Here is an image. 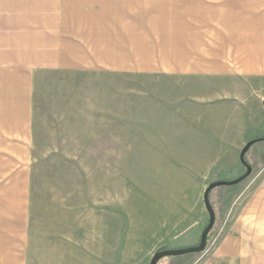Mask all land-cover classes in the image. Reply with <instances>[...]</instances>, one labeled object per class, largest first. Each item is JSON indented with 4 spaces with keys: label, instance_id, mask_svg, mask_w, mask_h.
<instances>
[{
    "label": "rangeland",
    "instance_id": "1",
    "mask_svg": "<svg viewBox=\"0 0 264 264\" xmlns=\"http://www.w3.org/2000/svg\"><path fill=\"white\" fill-rule=\"evenodd\" d=\"M27 264H150L195 246L203 195L246 172L240 152L264 136V75L41 70L33 79ZM252 172L213 188L205 250L158 264H202L238 231L264 187V139Z\"/></svg>",
    "mask_w": 264,
    "mask_h": 264
},
{
    "label": "crops",
    "instance_id": "2",
    "mask_svg": "<svg viewBox=\"0 0 264 264\" xmlns=\"http://www.w3.org/2000/svg\"><path fill=\"white\" fill-rule=\"evenodd\" d=\"M41 70L264 75V0H0V264H27ZM202 264H264V187Z\"/></svg>",
    "mask_w": 264,
    "mask_h": 264
},
{
    "label": "water",
    "instance_id": "3",
    "mask_svg": "<svg viewBox=\"0 0 264 264\" xmlns=\"http://www.w3.org/2000/svg\"><path fill=\"white\" fill-rule=\"evenodd\" d=\"M257 140H259V138H254V139L249 140L244 145V147L242 148L240 152V160L246 166V172L243 175L233 180H216V181L211 182L206 187L204 191L203 199H204L206 209L209 213V221L201 234L200 242L197 245L190 246V247L158 250L152 256L150 260V264H158L159 260L165 256H177V255H183V254H188V253H193V252H200V251L205 250L206 245H207L208 235L210 231L212 230L215 224V221H216V213L212 205V202L210 200V192L211 190H213V188L221 186V185L237 184L241 182L243 179H245L248 175H250V173L252 172V166L246 160V153L248 152L252 144L256 142Z\"/></svg>",
    "mask_w": 264,
    "mask_h": 264
},
{
    "label": "trees",
    "instance_id": "4",
    "mask_svg": "<svg viewBox=\"0 0 264 264\" xmlns=\"http://www.w3.org/2000/svg\"><path fill=\"white\" fill-rule=\"evenodd\" d=\"M257 138H259V139H264V136H261V137H257ZM212 191V190H211ZM211 193V192H210ZM210 234V233H209ZM208 237H209V235H208ZM209 238H207V240H208Z\"/></svg>",
    "mask_w": 264,
    "mask_h": 264
}]
</instances>
